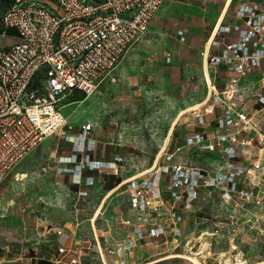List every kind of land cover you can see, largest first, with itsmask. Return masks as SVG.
I'll return each instance as SVG.
<instances>
[{"label": "rangeland", "instance_id": "obj_1", "mask_svg": "<svg viewBox=\"0 0 264 264\" xmlns=\"http://www.w3.org/2000/svg\"><path fill=\"white\" fill-rule=\"evenodd\" d=\"M172 1L183 15L191 11L187 0ZM169 39L166 31L157 35L150 27L120 62L113 79L91 95L75 93L66 98L63 113L67 125L62 131L76 134L82 124L91 125L100 157L123 158L118 175L96 172L98 185L79 198L78 188L53 170L58 155L69 151L57 134L1 182L0 264H39L52 258L58 241L53 235H44V228L55 225L78 227L76 247L90 248L96 240L100 242L108 262L96 254L89 264H120L122 260L125 264H194L193 259L201 264H264V237L258 231L264 227L263 210L251 203L233 207L223 202L219 189L203 186L190 207L182 198L172 201V190L185 192V187L172 186L174 166L185 171L201 168L212 175L224 167L225 160L220 152L186 144L187 134L214 129L215 116L206 124L198 123L197 115L205 114L208 90L202 65L197 66L196 76L186 78L185 68L177 66L173 58L166 61L167 55L173 56ZM248 137L251 160L264 159V141L259 144L253 133ZM240 156L245 160L244 154ZM164 167L170 170L159 183L163 206L146 216L153 225L177 213L181 234L174 235L168 227L165 236L147 237L120 257V248L132 231L125 221L139 222L126 182L145 179L147 173ZM116 179L117 185L107 189ZM60 240L66 241L67 235Z\"/></svg>", "mask_w": 264, "mask_h": 264}, {"label": "built area", "instance_id": "obj_2", "mask_svg": "<svg viewBox=\"0 0 264 264\" xmlns=\"http://www.w3.org/2000/svg\"><path fill=\"white\" fill-rule=\"evenodd\" d=\"M165 0H13L0 19V34H12L16 41L0 49V184L14 167L50 136L62 133L72 146V157L60 156L58 173H68L72 184L91 187L95 177L84 170H106L119 174L123 158L95 160L96 141L91 125L82 124L80 132H63L67 125L63 109L66 98L75 93L93 94L109 79L130 49L148 32L151 21ZM242 24H217L209 38L208 63L215 74L224 68L229 79L224 89L208 85L205 114L197 115L199 124L215 116V128L189 133L186 144L206 152H220L225 164L210 175L201 168L188 171L174 166L173 203L181 198L191 206L200 187L217 188L224 203L233 207L253 204L264 211V159L251 160L249 134L264 141V3H243L235 11ZM237 33V39L225 36ZM181 41L183 30H178ZM171 57L168 55L166 61ZM259 74L252 88L256 106L251 113L244 107V91L239 81ZM217 107H221L217 113ZM248 149V150H247ZM263 151V150H261ZM245 155V160L241 159ZM261 154H264L261 152ZM83 155L84 157L79 158ZM248 157V159H246ZM250 159V160H249ZM74 165L70 167V165ZM169 167L147 173L145 179H129L130 204L138 212L139 222L132 225L119 256L131 253L137 242L160 238L169 231L179 236L181 217L172 212L164 223L149 225L150 211L163 206L159 189L161 176ZM88 195L79 191V198ZM61 227H46L48 234L60 236ZM264 237V227L258 229ZM72 238V237H71ZM75 237L70 244L58 247L61 258L55 264H83L75 250ZM90 251L104 256L98 240ZM104 261V260H103ZM125 264V260H122ZM120 263V264H121Z\"/></svg>", "mask_w": 264, "mask_h": 264}, {"label": "crops", "instance_id": "obj_3", "mask_svg": "<svg viewBox=\"0 0 264 264\" xmlns=\"http://www.w3.org/2000/svg\"><path fill=\"white\" fill-rule=\"evenodd\" d=\"M187 1L188 4L192 5L190 6V8L188 7L189 9H191V11L189 12V14L183 15L182 12L175 10L176 7H178L180 10L179 5H175L176 3H174L172 0H165L163 4L160 6V8L156 11L149 28L151 27V29L157 35L164 33V31H166V33H169L171 35L172 39H169V43L171 47L170 49H172L173 51V56L170 55L169 56L171 57V60L172 58L174 59V62H176L177 66L185 68L186 78H189L191 76H196L198 74L197 66L199 64L202 65V71H201L202 73L201 72L200 73L203 74L204 77L203 79L205 80L208 89L207 95L204 99V103L206 105L207 98L211 96V92L210 89L208 88V85L210 87V84H216V88L218 90H222L224 89L229 79V73L226 69L222 68L219 70L217 74H215L208 63V54L210 53V45L208 41L211 36V33L213 32L214 27L220 23L229 24V25L242 24V22L236 19L235 17V11L239 7V5L243 3H251V2H258L263 4L264 0H202L197 2L196 1L194 2V0H187ZM12 2L13 0H0V19L4 14V12L11 6ZM178 30H183L185 37L184 41H181L180 36L177 33ZM225 39L228 42L234 41L237 39V33L232 32L231 34L226 35ZM15 41L16 39L12 34L8 36H2L0 34V49L13 44ZM207 75L209 79L207 78ZM258 80H259V74L254 73L239 81L240 87L245 88V86H247L249 88L248 90L244 91V95H243V97L246 98V103H244V107L248 113H251L253 109L256 107L254 106L255 100L252 95V88L253 86L257 85ZM220 110L221 107H217V113H219ZM209 117L211 116H207V119ZM57 134H60L62 136L63 142L69 146V151L58 155V157L56 158V164L53 169L55 175L65 176L67 178V182L72 187L78 188V193L82 189L90 190L96 187L98 184L95 177L96 176L95 173L101 171L91 172L89 170H84V174L86 175L91 174L94 175L95 177V184L91 187H87L85 185L82 186L73 185L70 174L58 173L59 167L67 166L66 164H62L59 162V157L62 155L72 157L71 155L73 154V150L71 144L65 141L63 134L62 133H57ZM53 136L47 137L41 143V145L46 140H51ZM95 141H96V149L91 154L92 159L100 160V161L113 160L114 158L105 159L103 157H100L101 151L99 147V141L97 139H95ZM82 157L84 156L81 155L78 157V159ZM73 166H74L73 164L70 165V167ZM43 169L44 171H47L48 167H43ZM79 225L80 224L78 223L77 226ZM46 227L44 228V235L55 236L58 241L57 243L58 247L62 245L70 244V239H72L73 237H75V240H77V237L79 235L78 227L70 228L69 226H58V225L53 226V227H61L65 229L64 233L60 236L51 233L48 234L46 232ZM64 235H67V240L61 241L60 237ZM76 243L77 242L75 241V244ZM58 247L52 258L47 259V262H49L50 264H55L54 262L61 258L60 254L58 253ZM75 250L77 254L80 255L83 264H89L93 260L92 257L96 255L90 251L89 247H85V246L76 247L75 245ZM32 258H35V260H37L36 259L37 257H32ZM103 260L105 262H108L106 260L105 254L103 256ZM41 262L39 264H41Z\"/></svg>", "mask_w": 264, "mask_h": 264}, {"label": "trees", "instance_id": "obj_4", "mask_svg": "<svg viewBox=\"0 0 264 264\" xmlns=\"http://www.w3.org/2000/svg\"><path fill=\"white\" fill-rule=\"evenodd\" d=\"M0 30H1V29H0ZM90 156L92 157L91 154H90ZM117 183H118V180L116 179L114 183L107 185V189H112L113 187H115V186L117 185ZM119 183H120V182H119ZM41 264H50V263L47 262V261H44V262L42 261Z\"/></svg>", "mask_w": 264, "mask_h": 264}, {"label": "bare ground", "instance_id": "obj_5", "mask_svg": "<svg viewBox=\"0 0 264 264\" xmlns=\"http://www.w3.org/2000/svg\"><path fill=\"white\" fill-rule=\"evenodd\" d=\"M208 78V75H207ZM209 79V78H208ZM194 264H201V262H198L197 260L193 259ZM238 264H244L242 261H238Z\"/></svg>", "mask_w": 264, "mask_h": 264}]
</instances>
